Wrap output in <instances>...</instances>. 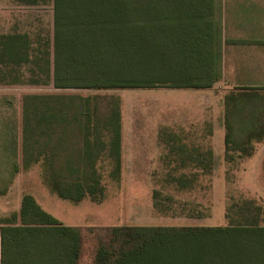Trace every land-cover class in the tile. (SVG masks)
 <instances>
[{"label": "rangeland", "instance_id": "374dc122", "mask_svg": "<svg viewBox=\"0 0 264 264\" xmlns=\"http://www.w3.org/2000/svg\"><path fill=\"white\" fill-rule=\"evenodd\" d=\"M0 2V217L18 213L23 196L32 195L49 214L80 230L78 264H94L97 247L108 237V229L116 226L225 227L239 221L250 202L259 208V222L264 225V141L253 142L249 157L227 153L226 145L220 150L219 140L227 132L220 97L210 98L211 128L213 133L217 129L215 139L219 140L210 142V148L195 150L191 160L176 157L179 150L168 157L169 135L190 134L199 117L191 97L183 95L193 91L57 89L49 81L52 68L43 61L37 66L20 63L14 72V64L3 62L2 53L10 52L12 46H4L2 36L27 32L35 42L38 37L50 39L53 13L49 6ZM176 49L181 63V46ZM173 50V46H162L164 72L166 60L173 62ZM84 97L91 99L86 103ZM245 109L246 114L251 105ZM85 117L92 120L88 128ZM184 138L176 146L185 144L190 151L186 147L191 141ZM115 139L120 142L118 149L112 147ZM88 140L91 146L86 150L100 156L97 169L103 196L63 199L45 182L43 156L65 159L72 151L82 153V141ZM250 151L247 148L244 153ZM182 158L189 162L181 165L178 159Z\"/></svg>", "mask_w": 264, "mask_h": 264}, {"label": "trees", "instance_id": "16d2710c", "mask_svg": "<svg viewBox=\"0 0 264 264\" xmlns=\"http://www.w3.org/2000/svg\"><path fill=\"white\" fill-rule=\"evenodd\" d=\"M15 1L29 6L52 3L54 29L50 39L38 37L36 42L27 32L2 36L4 46H12L10 52L2 53L3 62L14 64V72L20 63L37 66L43 61L52 68L49 81L57 89L208 87L198 82L203 77L189 73L195 46H184V68L165 59L167 72L162 70L159 0ZM89 99L84 97L86 103ZM245 99L253 100L246 104ZM249 104L251 110L245 114ZM225 106L227 153L253 155V142L264 141V88L232 91L225 95ZM237 110L244 113L241 118ZM85 119L88 128L92 120ZM238 130L249 134L236 136ZM176 143L172 141L167 156L179 150L176 157L191 160L194 150L186 151L185 144L177 148ZM82 145L84 152L72 151L65 159L43 156L45 182L63 199L81 201L89 196L99 200L104 192L97 169L100 156L86 150L91 146L89 140ZM113 146L118 149L120 142L115 139ZM247 148L251 151L244 153ZM178 162L189 161L182 158ZM259 216V208L250 202L241 219L225 227H112L97 247L94 264H264V225ZM0 237L1 264H78L81 256L80 230L60 222L30 194L23 196L18 213L0 217Z\"/></svg>", "mask_w": 264, "mask_h": 264}, {"label": "crops", "instance_id": "0c3cea01", "mask_svg": "<svg viewBox=\"0 0 264 264\" xmlns=\"http://www.w3.org/2000/svg\"><path fill=\"white\" fill-rule=\"evenodd\" d=\"M10 1L16 6L28 8L49 6L53 13L54 29L52 3L29 6ZM158 10L162 16L159 38L162 44L174 47V66L178 63L176 46H181V63H178L181 68L185 67L184 46H195L193 53L196 58L193 61L189 59V73L203 77L198 82L208 86L166 88L193 91L191 95H183L191 97V102L196 104L195 110L200 112L190 134L183 136L173 132L168 140L185 141L184 137H187L191 141L187 143L190 150L210 148V142L219 140L215 139L217 129L213 133L211 128L213 102L210 98L214 95L220 97L224 118L226 94L240 88H264V0H159ZM225 137L224 131V137L219 140L222 146L219 147L218 143L220 150H224Z\"/></svg>", "mask_w": 264, "mask_h": 264}]
</instances>
